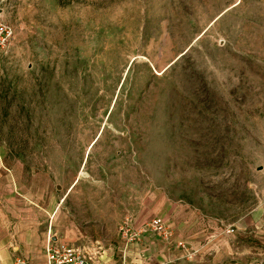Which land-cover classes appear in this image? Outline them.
Wrapping results in <instances>:
<instances>
[{"label": "rangeland", "instance_id": "rangeland-1", "mask_svg": "<svg viewBox=\"0 0 264 264\" xmlns=\"http://www.w3.org/2000/svg\"><path fill=\"white\" fill-rule=\"evenodd\" d=\"M0 19V237L32 242L0 264L48 243L264 264V0H0Z\"/></svg>", "mask_w": 264, "mask_h": 264}, {"label": "crops", "instance_id": "crops-1", "mask_svg": "<svg viewBox=\"0 0 264 264\" xmlns=\"http://www.w3.org/2000/svg\"><path fill=\"white\" fill-rule=\"evenodd\" d=\"M248 220L253 223L255 222L257 225H258V222H261V225L264 227V201H262L261 203H258L257 208L255 209L253 213H251ZM257 225L256 227H258ZM25 229H26L25 227L22 228V230H19L17 234L14 236H12L13 234H10L9 232V236L0 237V240L2 238H5L3 241L4 244L0 246V259H7L11 253H14V254L23 253L25 258L27 259L29 258V252L32 249V242L30 241L29 237H27L26 235L27 232L25 234ZM3 230L4 228L1 229L0 233ZM29 232L30 231L28 230V233ZM31 238H32V233H31ZM56 243H64V242L57 240ZM40 245L41 247L44 245V240L41 241ZM42 248L40 249L41 252H42ZM44 264H46V262Z\"/></svg>", "mask_w": 264, "mask_h": 264}, {"label": "built area", "instance_id": "built-area-1", "mask_svg": "<svg viewBox=\"0 0 264 264\" xmlns=\"http://www.w3.org/2000/svg\"><path fill=\"white\" fill-rule=\"evenodd\" d=\"M13 37L12 29L0 19V50L7 47ZM158 225L157 221L153 222ZM47 264H80L75 252L66 246H54L48 243L45 249Z\"/></svg>", "mask_w": 264, "mask_h": 264}, {"label": "bare ground", "instance_id": "bare-ground-1", "mask_svg": "<svg viewBox=\"0 0 264 264\" xmlns=\"http://www.w3.org/2000/svg\"><path fill=\"white\" fill-rule=\"evenodd\" d=\"M88 151V150H87Z\"/></svg>", "mask_w": 264, "mask_h": 264}]
</instances>
